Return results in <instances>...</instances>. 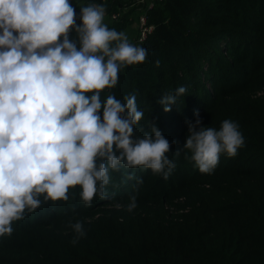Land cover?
I'll use <instances>...</instances> for the list:
<instances>
[{
  "label": "trees",
  "instance_id": "trees-1",
  "mask_svg": "<svg viewBox=\"0 0 264 264\" xmlns=\"http://www.w3.org/2000/svg\"><path fill=\"white\" fill-rule=\"evenodd\" d=\"M104 2L117 0H69L76 26L82 7ZM147 19L153 29L138 46L147 50L146 60L124 66L117 85L101 91L100 99L115 95L126 103L135 95L144 116L132 138L151 135L155 125L169 141L165 156L175 167L167 179L140 167L142 186L136 187L122 177L137 167L122 163L109 169L105 198L97 193L90 204L78 186L69 189L67 201L41 195V206L26 209L12 234L0 236V264H264V98L250 93L264 84V0H159ZM69 39L79 47L74 28ZM181 86L185 94L165 112L159 101ZM98 114L102 119V108ZM196 119L197 130H220L231 120L244 138L234 157L220 154L210 174L201 173L183 148L188 123ZM181 195L191 210L177 221L164 223L157 212L128 231L93 223L83 235L65 232L73 218L113 201L134 208L149 198L162 206Z\"/></svg>",
  "mask_w": 264,
  "mask_h": 264
},
{
  "label": "clouds",
  "instance_id": "clouds-1",
  "mask_svg": "<svg viewBox=\"0 0 264 264\" xmlns=\"http://www.w3.org/2000/svg\"><path fill=\"white\" fill-rule=\"evenodd\" d=\"M104 16L103 5L84 6L76 26L69 0H0V236L12 234L26 209L40 207L41 195L67 201L69 189L78 186L85 204L97 193L105 198L109 169L122 163L163 172L165 179L175 167L165 156L169 141L155 125L151 135L132 138L144 116L135 95L126 103L115 95L101 102L121 67L147 57L125 33L109 29ZM73 28L79 47L69 39ZM185 92L181 86L163 96L164 111ZM200 123H188L183 148L201 173L210 174L220 154L234 157L244 138L231 120L220 130H197ZM72 227L83 235L79 222Z\"/></svg>",
  "mask_w": 264,
  "mask_h": 264
},
{
  "label": "rangeland",
  "instance_id": "rangeland-1",
  "mask_svg": "<svg viewBox=\"0 0 264 264\" xmlns=\"http://www.w3.org/2000/svg\"><path fill=\"white\" fill-rule=\"evenodd\" d=\"M103 6L105 8L104 23L110 26L111 29L125 33L129 43L137 47L140 46L138 42L139 17L149 10L146 9L147 6L138 2V0H117L114 4L104 2ZM112 13H118V18L113 19L111 17ZM123 69L124 66L121 67L120 73ZM250 93L251 97L254 99L264 98V84L256 87ZM143 171L142 168L137 167L133 172L123 173L122 179L123 181L124 179L126 180L125 184L128 186L140 187L142 183L139 179L143 176ZM142 193L144 192L140 194ZM140 194L137 199H139ZM147 200L146 202L142 199L134 208H129V206L126 205L127 203L113 201L109 204L90 209L80 220L73 218L67 223L68 226L65 228V232L68 233L71 230L73 231L74 228L72 225L78 222L82 225V229L88 228L93 223H100L109 229H116L121 226L124 230L128 231L130 227L135 226L137 221L151 219L157 212L162 213L160 220L166 223L165 221L170 219L177 221L178 219H175L176 217H182L191 210V202L183 195L176 196L170 201H165L162 206L155 202L154 199L147 198Z\"/></svg>",
  "mask_w": 264,
  "mask_h": 264
},
{
  "label": "built area",
  "instance_id": "built-area-1",
  "mask_svg": "<svg viewBox=\"0 0 264 264\" xmlns=\"http://www.w3.org/2000/svg\"><path fill=\"white\" fill-rule=\"evenodd\" d=\"M159 1V0H138V2L143 3L144 5L147 6V10L151 9L155 2ZM111 17L113 19H117L118 18V13H112ZM139 33H138V42L142 43L147 35L152 31L153 29V25L148 23V19H147V12H144L142 15H140L139 17Z\"/></svg>",
  "mask_w": 264,
  "mask_h": 264
}]
</instances>
